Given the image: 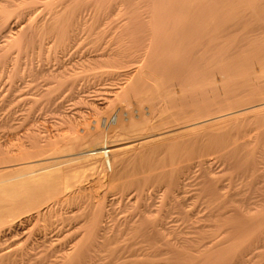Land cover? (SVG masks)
Returning a JSON list of instances; mask_svg holds the SVG:
<instances>
[{"label":"bare ground","instance_id":"obj_1","mask_svg":"<svg viewBox=\"0 0 264 264\" xmlns=\"http://www.w3.org/2000/svg\"><path fill=\"white\" fill-rule=\"evenodd\" d=\"M47 1L43 3L47 4ZM56 1L58 3L59 0ZM64 1L63 3L66 2ZM76 1L78 0L75 2L69 0L68 4L72 2L73 5L77 3ZM137 1L121 0L117 4L115 3L116 5H114V1V6L109 8L110 11L108 9L104 11L105 15L108 11L110 13L108 16L113 15L115 11L117 14L115 12L114 15H118L121 11L123 16H119V18L126 17L128 22L122 27L116 26L117 29L119 26L120 31L118 33L116 30L117 36L113 37L114 40L112 38L113 41L108 45L103 42L104 39L109 40L110 38L106 39L100 34L97 31L100 28L97 26L96 31L100 37L96 40L94 38L93 42H90L92 44L89 45L92 48L90 51L92 55L87 61L92 66V70L106 68L112 70L108 72L111 76H119L121 73H123L122 76H126L124 82L120 86L118 84L119 88L112 92L113 99L110 100V104L106 103L109 106L104 117L97 113L102 117L101 119L93 120L81 128L75 127L69 121L72 124L70 123L66 129L68 130L72 125L74 127L70 128L71 131L68 130L69 133L63 135L57 133L58 136L54 140L53 137L52 140L45 139L44 144L36 143L32 136L31 142L33 143L34 140L35 143L26 144L30 145L27 147L29 151H26V146V149L21 150L23 147L21 145L20 150L19 147L17 149L19 151L12 152L15 154L9 151L13 156H9L8 151L4 152L6 155L3 153L2 157H7L9 154L6 160L2 159L3 161L11 159L10 157H15V160L11 159V161L0 163V264H101V261L104 260L107 261L106 264H121L128 253L130 257L138 259L135 261L131 258L136 264H157L154 261L161 258L162 264H264V261L257 260L259 262H256L254 259L264 256V129L255 130L253 138L248 134V131L246 132L247 129L244 130V128L264 127V0H148L149 3H146L148 5L144 2L146 5L144 8H149H147L148 16L143 9L144 15H137V13L139 14L137 10L141 11V8L137 6L139 4ZM9 2L10 0H8V4L5 3L7 7H9ZM2 4L0 5L3 6L4 4ZM21 4L23 5V3ZM62 5H59V8ZM104 5L105 7L109 6ZM55 6L52 8L54 9ZM66 6L67 4H64L63 7ZM105 7L103 8L105 9ZM4 9L7 8L3 7ZM68 9L71 10L68 7L66 11ZM63 12H58L59 15H56L55 19L50 21L51 23L49 22L47 26L44 25L45 22L44 26L41 23L42 27H39L40 24L32 25V20L30 27L26 25L25 30H28L25 40L34 44L36 41L40 42L41 39L37 40L40 38L39 35H51L59 46L73 48L74 41L69 45L67 40L74 36L75 30L83 23L80 22V25H77L79 20L75 17L74 10H71L70 14ZM30 13L34 14L33 11ZM6 14L8 15V13ZM46 14L45 16L48 18ZM60 14L65 15L60 16ZM0 15H2L1 11ZM49 15L51 14L49 13ZM92 16L94 15L92 14ZM113 16L112 18H114ZM141 16H147L144 27H142L144 24ZM75 18L78 22H74ZM50 19L52 20V18ZM139 19L142 22L141 26ZM46 20L48 19L44 21ZM2 26L3 28L8 27L7 24H2ZM81 28L83 29V27ZM91 28L93 27H90V32ZM94 28L92 30L95 31ZM79 33L82 34V32ZM101 38H103V42L99 41ZM58 45L56 49L61 48H57ZM72 51H76V48ZM86 58L88 57L86 56ZM130 66H134L133 70L126 72L124 69ZM85 69L82 70L85 71ZM119 70H124L126 73L119 72ZM107 71L105 72L107 73ZM92 72L94 73V71ZM65 79L64 84L62 81H58L61 82V85L59 83L58 86L62 87L68 84L66 87H73L74 82H71L70 85L68 78ZM76 86L75 88L78 89ZM68 88L65 90L70 91L71 89ZM93 98L91 99L93 100ZM99 99L101 100V97ZM160 100H166L164 106L159 105V103L161 104ZM96 104L95 106H97ZM103 106L107 107V105ZM169 110H171L169 115L164 116ZM93 115L95 114L93 113ZM96 118L98 117L96 116ZM239 131H245L252 139L245 140V137L241 136L244 132L241 134V132L238 133ZM235 134L239 137L235 140L239 142L241 137L242 139L244 137V140H241L240 143L235 142L234 138L237 137ZM233 135L235 136L233 137ZM208 149V153H211L210 149H212L216 151L215 155L217 152L219 153L221 159L231 161L228 166L230 165L235 171L230 169V166L227 167L234 173L240 172L239 177L236 178L242 177L241 179H243L244 175L240 177L241 173L251 175H248L252 177L251 183L249 186L245 185V188L248 187L246 190H249H242V192L250 191L253 197L246 192H243L244 197H246V193L251 198L243 197L238 200L236 195L235 197L234 195L230 196L231 192H228L229 195H227V190L224 192V186L208 173L211 172L208 171L211 165L207 157L211 154L201 155L205 159L197 156L203 160H196L195 163L193 161L190 168L199 169L200 172H198L202 174L200 176L202 178L201 187L198 192L200 191L199 193L206 200L208 207V211L203 216L195 217L194 210L192 211L194 214L189 212L192 207L185 206L184 203H182L184 206H179L180 203L178 206H164L163 203V206H159L154 212L152 210L155 206H142L143 209L139 207L142 209L138 211L140 214L137 213L140 217L134 215L135 219L138 217V221H134L127 228L135 240L129 234V240L128 238L124 239L126 241L122 240L123 242L128 241L129 244L124 243L127 245L123 244L124 247H118L115 245L117 231L109 235L110 223L107 224L108 222L106 223L104 220L105 206H97L98 203L95 206H68V209L70 207H73L72 209L84 208L83 211L82 209L76 210L77 212L81 211V214L69 210L71 217L69 214H65V221L59 215L63 219L61 223L68 222L67 217H70L69 221L72 220L74 223L75 219H82V222L87 223L86 231L80 234V239L76 237L67 242L66 239L70 238V234L63 230L61 235L67 234V236H63L67 243L60 246L61 248L56 246L57 243L55 244L57 248L53 246V241L58 238L51 241L48 236H52L53 233L49 235V231L52 230L48 228L52 229L57 225L49 227L50 223L54 224L56 221L51 218L58 215L56 210L60 206H50V201L55 200L56 202L58 199L60 201L62 196L63 203L76 204L79 199L85 197L81 194L84 191L80 185L90 178L89 182L91 181L92 183H90L93 184L92 189L106 188L108 191L117 189L122 191L121 197L122 193L124 194L123 190L134 188L143 192V188H150L148 186L163 185L167 188L165 190L168 193L172 192L170 198L173 196V192H177L176 200L180 194H183L179 192L186 190L183 187L190 184L186 182L187 178H182L185 177L184 173L188 172L184 170H188V165L181 167L182 171L177 169V171H181L179 174L174 168L175 174L170 170L156 172L159 168L158 162L162 158L160 156L167 153L172 157L171 153L176 151H185V155H187L186 152L190 154V151L196 154L204 150L208 151ZM180 153L179 156L182 155ZM15 155L26 157L22 156L23 158L20 157L22 159L18 158V160ZM191 157L195 156L191 155ZM186 161L182 163L184 164ZM207 164L209 166L205 170L206 168L203 167ZM227 171L231 173V171ZM237 175L236 173L235 176ZM192 176L194 175L192 174ZM226 176L224 175V177ZM229 181L231 180L229 179ZM241 184H239L240 187ZM86 189L84 190L86 191ZM194 193L196 191L192 194ZM184 196L183 198H186ZM163 197L165 200L166 197ZM137 200L139 202V199ZM62 201L60 202L62 203ZM156 205L158 206L157 203ZM195 206L193 205V208ZM242 206H253L254 208L252 210L254 215L252 211L250 213L253 218H251V226L247 225L248 228L246 225L242 226V222L248 221V217L243 215L246 207ZM133 207L137 211L138 207ZM188 208L189 210H187ZM176 213H178V217L182 216L179 218L180 221L184 219L188 223L185 231L182 230L183 232H176L174 230L176 226L172 228L170 225L175 221ZM173 214L174 217H172ZM242 215L244 221L241 220ZM59 222L57 223L59 224ZM182 223L184 221H181ZM79 229L80 226L78 231ZM56 232H59V229ZM68 233L70 232L68 231ZM119 235L121 234L119 233ZM131 239L134 242L130 244ZM59 241L64 242L62 239ZM133 260L130 263H133Z\"/></svg>","mask_w":264,"mask_h":264},{"label":"rangeland","instance_id":"obj_2","mask_svg":"<svg viewBox=\"0 0 264 264\" xmlns=\"http://www.w3.org/2000/svg\"><path fill=\"white\" fill-rule=\"evenodd\" d=\"M46 1L47 0H43V1H41V0H10L9 7H7V5H5V3L8 4L7 3L8 0H2V1L0 0V4H2V2L4 4V5L2 4L3 6L0 5L1 6L0 7V11H1V14H2V15H0V26H1L0 27V33H1L0 34L1 35L0 36V48L2 46H4V47H2L0 49V158H1L0 159V163L7 162L8 160L11 161V159L15 160V157H10L11 159H7V161H3L4 160L3 158H5V160H6V158L8 157L9 154H10L9 156H13L12 154H15V153H12V152L19 151L22 146L23 147L21 148V150H23L25 148V146H26V148L27 147H30V145H26V144H29L32 141V138L33 137H34L33 139H35V142L36 143H43L44 144V142L46 140H48L49 138H50L49 140H52V137H53V140H54V138H56L58 136V134L63 135L64 133H69V131H71L70 128H74L73 125L75 127L81 128L83 126H87L86 124L87 123L90 124L89 122H93V120L95 121V120L101 119L102 117H104V115L106 113V109L109 106L106 103L109 102V104H110V100L113 99V93L112 92L116 91L119 88L120 84H122V82H124V80L126 79L125 78L126 77L125 75H123L124 77L121 75L123 73H121L119 76L118 75L117 76L116 75L111 76V74L108 73V72L112 71L111 69H106L105 68V69L92 70V66L89 65L90 63L88 64V61H87L90 58L89 56L92 55V52L90 53V51H92L91 50L92 48L89 46L92 43H90V42L91 41L93 42L94 38H95V40H96V38L99 39V37H100V36H98L99 33L102 34L104 37H106V39L110 38L109 40H105L104 39V42H103V38H101L99 40L100 42L102 41L103 43H106L108 45L117 36L116 34L119 33L118 31H120L119 26H118V29L116 28V26L117 25H120L122 27L123 25H125L126 22H128V20L126 19V17H124L126 20H123L124 18H119V16H123L122 15L123 12L121 14V11L120 12L118 11L119 12L118 15H116L117 12L115 11L116 14L114 15V13H115L114 12L113 13L114 16L112 14L108 16V14H110L109 13V11H110L109 8H110V6L112 7L113 2L115 1L114 2V5H116L117 2H119L121 0H118V1H116V0H111V1L110 0L109 1H107V0H99V3H98V0H97V2H96V0H78V1H76L77 3H74L73 5H72V2H71V4H68L69 3L68 2L69 0H65L66 2L64 0H61V2H60V0H59L58 3H57L56 0H51V1L48 0L47 1V4L46 3H43V2H46ZM63 1L65 3H63ZM70 1H73V0H70ZM85 1H88V2L86 3ZM16 2H17V4H16ZM24 2H26V3L24 4ZM74 2H75V0H74ZM144 2H145V4L147 2L149 3L148 0H146V1L145 0H138L137 3H139V4H137V6L139 8H141V11L143 9L145 11L144 13H146V15L148 16L149 14H147V13H149V12L147 10L149 8L148 7H145L144 8V6H146L148 4L144 5ZM21 3H23V5ZM52 4H53V6L56 5L54 7V9L52 8L53 7ZM58 4L59 5L63 4V5L61 6V8H59V5ZM64 4L65 5L67 4V6L71 10H74L75 17H77V19L79 20V22H78V20L75 18L74 19V22L75 21L78 22L77 25H80L79 24L80 22H81V24L83 23L82 26L81 25L79 26V28L76 26L78 29L75 27L79 32H82L83 35L80 34L77 30H75L76 32L73 30L75 32V33H73L74 36L73 37L72 36L69 37V39L67 40V43L69 45H70V43L72 41H74L75 44H73V48H71V47H67L66 48V47L59 46L57 44V42H55V38L53 36H51V35L50 36L49 35H45V36L39 35L40 38L37 37L38 38L37 40L39 41V39H41L40 42L37 43V41H36V43H34V44H31V43H29V42H27L25 40V34H26V31L28 30V29L25 30L26 29V25H29V27H30L31 21L33 20V22H32L33 24L32 25L35 24V26H38L40 24L39 27H42L44 25L47 26V24L50 21H53V19H55L56 15L57 16L59 15L58 12H63L64 11V9L67 7L66 6L64 8L63 7ZM104 4H106V6H108V5L109 6L108 7H105ZM140 4H142V5H140ZM70 6H73V7H70ZM92 6H93V8H92ZM3 7L7 8V9H4L3 10ZM10 7H12V8H10ZM15 7L16 8L19 7V8L16 9ZM103 7H105L106 10ZM8 8H10L11 10L8 9ZM26 8L27 9L29 8V9L27 10ZM57 8H59L60 10L57 9ZM99 8H101V9L99 10ZM66 9H65V12L67 14H70V11L71 10L68 9L66 11ZM77 9H79V10H77ZM95 9H97V10H95ZM107 9L109 11L107 12V15H105L106 13L104 11H107ZM34 10H37V11H34ZM139 10H137V12H139V14L137 13V15H140V14L141 15H144L143 11L141 12ZM3 11H4V13H3ZM31 11H33L34 14L30 13ZM54 11H55V13H54ZM97 11H99V12H97ZM21 12L22 13L24 12V13L22 14ZM48 12L51 15H49ZM51 12H53L54 14L51 13ZM65 12H63V13H65ZM6 13H8V15ZM36 13H38V14H36ZM86 13H87V15H86ZM45 14L47 15L48 18H46ZM88 14H91V15H88ZM92 14L94 16H92ZM6 15H7V17H6ZM34 15H36L35 16V19H34ZM53 15H55V16H53ZM62 15H65V14H62ZM62 15L60 14V16H62ZM83 15L85 17H81ZM51 16H53V17H51ZM110 16H111V18H110ZM112 16L114 18H112ZM147 16H144V17L141 16L142 17L141 20L143 21V24H144L142 27H144L145 24H146L144 22L147 20L146 19ZM29 17L30 18L32 17V19H30ZM49 17L52 18V20ZM44 18L45 19H48L49 21L48 20L44 21L45 20ZM143 18H145V19H143ZM1 19H2L3 22L1 21ZM118 19L119 20L121 19V21H119ZM141 20L139 19L140 26L142 25ZM112 21H114V22H112ZM116 21H119V22L117 23ZM139 21L137 20V23ZM44 22H45V24H44ZM103 22H105L106 24L103 23ZM41 23H42V26H41ZM2 24H7L8 27L3 28ZM95 24H97V25H95ZM109 24H111V26L112 25L113 26L111 27V26H109ZM94 25H95V28H94ZM97 26L100 28V29H97V31L99 33L96 31V27ZM81 27H83V29ZM90 27H93L96 32L94 30H92L93 28H91V32H90ZM110 27H111V29H109ZM86 28H87V30H86ZM111 30H113V31H111ZM116 30H117L118 33H116ZM5 31H6V33H4ZM22 33H23V35H22ZM8 34H9V36H8ZM88 35H91V36L89 37ZM46 37H48V38H46ZM112 38H113V40H112ZM44 39H46L47 41L44 40ZM51 39H53V40H51ZM3 40H4V42H3ZM36 45H38V46H36ZM57 45H58L57 48H60V47L61 48L60 49H56V46ZM70 48L72 50H74L76 48V51H72ZM77 48H78V50H77ZM64 51H65V53H64ZM68 53L69 54L71 53V54L69 55ZM54 54H55V56H54ZM67 55H68V57H67ZM85 55L88 58H86ZM133 67L134 66H130V67L125 68L124 70L126 72H129V71L133 70ZM82 69L83 70L85 69V71H83ZM94 69H96V68H94ZM124 70L123 71L119 70V72L121 71V72H124V74H125L126 72ZM92 71H94L95 74ZM105 71H107V73L109 75ZM54 75L55 76L58 75L57 78L59 77V80H57V78H55ZM61 75H63V76H61ZM67 75H68V77H67ZM49 77H50V79H49ZM65 78H68V80H69L70 83L68 82V80H67V82L70 85H71V82H74L72 84L73 87L70 86V85H69L70 88L66 87V86H68V84L63 85V86H65V87L62 86L63 88L61 86H58L59 83L61 85V82H58V81H62V84H64L66 82V79ZM99 78H100V80H99ZM119 79H121L122 81L119 80ZM118 84H119V86H118ZM75 85H77L76 87L78 89L79 88L80 89L79 90L76 89L75 88ZM71 87L73 88V90L71 89ZM67 88L68 89H71V90L70 91H68V90L66 91L65 89H67ZM84 89H85V91H84ZM89 89H90V91H89ZM90 94L91 95H95V96L97 95V96L96 97L95 96H91ZM103 94H105V95H103ZM107 94H109V95H107ZM90 97L91 98L95 97V98H93V100H92ZM100 97H101V100L102 101L99 99ZM102 97H103V99H102ZM96 100H97V102H96ZM162 101H164V100H162ZM162 101L161 100L159 101V102H161V104L159 103V105H161V106L163 105L164 106L165 103H166V100L163 102L164 104L162 103ZM94 102H96L97 104L96 103L95 104L97 106H99V107L95 106V104H91V103H94ZM98 103L103 104V105H107V107L104 108L103 105H99ZM217 111H219V110H217ZM101 112L104 113V114H102ZM169 112H171V110H169L168 113H166L164 116H166L167 114L169 115ZM88 113H89V115H88ZM93 113L95 115H93ZM97 113H99L100 115H102V117L99 114H97ZM96 116L98 118H96ZM69 121H71L73 123V125L70 126V128L68 129L69 131H68L66 128H68L69 127V124L71 123V122L69 123ZM258 128L260 130L261 129H264V127H261L260 128L258 126V127H252V128H244V130L247 129L246 132L248 131V134L250 136H252L257 131ZM240 132H241V134L243 132L245 133V135H244V133H243V135H241V136H244L245 137V140H247V139L250 140V139L253 138V136H252V138L250 136H248V134L245 131H243V132L242 131H239L238 133H240ZM237 134H235L237 136L236 138H234V141L235 142H238V140H235V139H238L239 138L238 135H240V134H238V135ZM235 135H233V137ZM244 137H243V139L241 137V139H240V141L238 143L242 142L244 140ZM35 142L33 140V143H35ZM33 143L31 142L30 144H33ZM18 147H19V150H17ZM7 151L8 152L11 151L12 154L9 152V154H7V157H5V156L2 157L3 153L4 152L6 153ZM26 151H29V149L27 148ZM206 151L207 150L201 151V152L207 153L206 155L203 154V153H201V152L196 153L197 154L196 155V154L192 153L191 151L189 152L190 154H188V152H186L187 155H185V151H179V152L176 151L174 153H171V155L173 154L172 155L173 159H171L172 157H170V155L168 156L167 153L163 154L164 156L163 155L160 156V157H162V158H160V160L158 162V165H159V168L160 169L158 168V170L156 172H158V171H160V172L161 171L162 172H167L168 170H170V172H172V173L175 174L176 171H177V169H179V170L182 171L183 168H181V167H186L188 165L187 166L188 170L184 169L185 172L186 171H188V172L184 173L183 176H185V177H182V178L183 179L187 178L186 182H188V184L189 183L190 184L187 185V186L185 185L183 187L184 189H186V190H182L184 192H182V191L179 192V193H183L182 194L183 196L186 195V196H184L186 198H183V196L180 194L179 195L180 197L179 198H176V200H175V197H176L177 192L176 193L173 192L174 194L170 198V195H172V192L168 193L166 191L167 188L165 186H163V185H154V187H153V185L148 186L150 188H148V189H147V187L146 188H143V192H141L142 190L141 191L140 190H135L134 188H132L131 190L130 189L123 190L124 194L122 193V197H121V192L122 191L120 192V190H117V189H116V191L115 190L114 191L113 190L108 191L106 188L105 189H103V188H101V189H95V188L92 189L91 187H92L93 184H91L92 183L91 181H90L91 183L89 182V180H91V178H90V179L87 180V182L86 181H83L85 185L83 183L80 185L81 188H82V190L84 191V192H81V194L82 195H85V197L79 199L78 200L79 202L77 201L76 204H74V205H72V204L67 205V203H63V201H62L63 200L62 199L63 197L62 196L60 197V201H62V203L59 201V199L56 200V202H55V200L50 201V204H51V205L49 204L50 206H60L59 208L57 207V210H56L58 215H56V216L54 215L51 218L52 220L56 219V221L55 220H54L55 222L52 221V222H54V224L53 223H50V226L49 227H53V225H56V224L57 225L54 226V228H52V229L51 228H48V229L52 230L51 232L49 231L48 234L50 235V234L53 233L52 236H48L49 239L52 241L54 238H58V239H56V240L53 241L54 243L52 242L54 244L53 246L55 247V244L57 243L56 244L57 247H60V246L62 247L65 243H67L68 241H71L72 239H75L76 237L78 239H80L81 238L80 234L85 233L84 231H86L85 226H86L87 223L85 224V221L82 222V219H75V223L72 220H71L72 222L69 221V219L71 217L70 216L71 215V212L73 210L76 211L77 209H79V210L82 209V211H83V208L84 207L77 208V209H72L73 207L72 208L70 207V209H68L69 208L68 206H95L96 203H98L97 206H105V208H104V216H105L104 217V220H105L106 223L108 222L107 224L110 223V225H109L110 234L109 235H112L113 232H116L117 231V237L115 238V239H117V243L115 245L118 246V247H124V245H125L124 243L129 244L128 241L127 242H123L122 240H124V239L127 240V238L131 235L128 232L129 230L127 231V228L132 223H134V221L135 222L138 221V217H140V215H138V214H140L138 211H141L143 209L142 206H155L156 208L155 207H154V209H153V207L151 208V210L153 209L152 211L154 212L155 210L158 209L159 206H163V203L165 204L164 206H174V205L175 206H178L179 203H180L179 206H182L183 205L182 203H184L185 206H189V207L191 206L192 207L191 208L192 210H190L189 212H191L192 214H194L192 212L194 210L195 213H196V215L194 214L195 217H198V215H199V217L203 216L208 211L207 210L208 207H207V204H206V200L201 197V193H199L200 191L198 192V190L201 187L200 186V183H201L202 178H200V176H202V174L199 173L200 172L199 169L190 168V166H191V164H192L193 161H194L193 163H195V162H197L196 160H198V161L201 160V159L203 160V158H201V157L207 156L208 154H211V155H209L207 157L210 160V161L209 160L208 161H209V164L211 166H209V164H207L203 168L204 169L206 168L205 170H207V167L209 166L210 170L208 168V171H211V172H208L209 175H211L212 177L214 176L216 178V180L220 184H222L224 186V192H226V190H227V192H226L227 195H229L228 192L229 193L231 192L230 193V196H233L234 195V197H235V195H236L237 196L236 198L238 200L241 199V198H243L244 197V193L243 192H246V191L249 190V189L246 190V188H248V187L245 188V185L249 186V183H251V179H252V177H250L251 175L248 174V173L247 174L246 173H241L240 174V177H241V175L242 176L244 175L243 176V179H241L242 177L241 178H236V177H239V173L240 172L237 171V172L234 173L233 171H235V169L234 168L232 169V167L230 165H229L231 167L230 169H232L233 171L228 168L229 167L228 166V163H231V161H227V160L221 159L219 157V153L217 152V154L215 155L214 152H216V151H213L212 149H210V151H212L211 153H208L209 152V149H208L207 152ZM5 153H4V155H6ZM179 153L182 154V155L179 156ZM191 155L192 156H195V157H191ZM201 155H204V156H201ZM22 156L23 155H21L20 157H22ZM197 156H201V157H197ZM216 156H217V158H216ZM20 157H17L16 156L17 159L18 158L19 159H22L24 156L22 158H20ZM197 158H200V159H197ZM204 159H205V157H204ZM189 160H190V162H189ZM168 161H170V162H168ZM177 161H179V162H177ZM183 161H186V163L184 162V164H186L185 166H183L184 165L182 163ZM213 161H214V163H213ZM163 163H164V165H163ZM180 163H182L183 165L180 164ZM173 168L176 169V171H174ZM171 169H173V170H171ZM179 170L177 171V174H179L181 172ZM217 170H218V172H217ZM227 170L231 171V173L233 172L232 174H235L236 175V173H237L238 175L237 176L232 175ZM185 174H187V175H185ZM192 174L194 176H192ZM224 175H227V176L224 177ZM245 175H247V176H245ZM248 175H250V176H248ZM221 178H223V179H221ZM225 178H226V180H225ZM232 178L233 179L236 178V179L233 180ZM229 179L231 181H229ZM245 179H246V181H245ZM247 179H248V182H247ZM193 181H194V183L192 184ZM236 182H237V184H236ZM197 183H199V184H197ZM239 184H241V187L239 186ZM196 185H197V187H195ZM233 186H234V188H233ZM187 187H189L190 189L187 188ZM83 188L84 189L87 188L88 190L86 189V191H85ZM195 188H196V190H195ZM105 190H107V191H105ZM162 190H163V192H162ZM190 190H191V192H190ZM234 190H237L239 192H236ZM242 190H246V191H243L242 192ZM136 191H139L141 193H137ZM165 191H166V193H165ZM195 191H196V193L192 194ZM235 192L238 193V194H236ZM246 193H248L249 195H251V192L250 191L249 192H246ZM246 193H245V196L246 197H250V196H247L248 194L246 195ZM107 194H109V195H107ZM116 195L117 196L119 195V196L117 197ZM140 195H141V197H140ZM163 196H165L167 199L168 198L169 199L167 200L165 198V200H164L163 199L164 198ZM123 197H125V198H123ZM246 197H244V198H246ZM251 197H253V196L251 195ZM136 198L139 199V202H138V200ZM236 198H234V199H236ZM96 199H98V200L100 199V200L99 201L98 200L96 201ZM171 199L175 200L176 203H175V201H173ZM82 200H84V201H82ZM184 200H185V202H184ZM136 202H138L139 204L138 203H137L138 205L135 204ZM60 203H61V205H60ZM147 203H148V205H146ZM156 203L158 204V206L156 205ZM52 204H54V205H52ZM193 205L194 206L196 205L197 208H195L196 206L193 208ZM133 206L138 207V208H136L137 211H135V208ZM139 207H141L142 209L139 208ZM242 207L243 208L246 207V208H244L245 209V212L248 209L247 210L248 213L246 212L247 215L244 214L245 212L243 213V215H245V216L248 217V221L249 222L246 220L248 224L246 223V224L243 225V223H245L246 221H244L245 219L242 220L244 218L243 215L241 217V220L244 221V222H242V226L245 227V225H246V228H248L249 225L251 226V222H252L251 218H253V215H254L253 214L254 212L252 210H254V208H253V206L252 207L251 206L250 207H248V206H242ZM69 210H71V212ZM129 210H131V211H129ZM187 210H189V208ZM251 211H252V214L253 215L250 214ZM80 212L81 211H79V212L76 211L77 214H79ZM175 212H176V210H175ZM65 214H69L70 217H67L68 219H66V220H68V222H71V223H68L67 221H66V223L65 222L63 224L61 223V222H63V219L65 221V218H64L65 217ZM59 215H61L63 217V219ZM134 215L138 216V217H136L137 219H135V216ZM175 215H177V217H175V218L176 219L178 218V219L176 220L174 218L175 221L172 219L174 222H173V224L171 223L170 225L172 226V228H174L176 226L174 228V230H176V232H183L182 230L185 231V229L188 226V223L185 222L184 219H181V221H184V223H185V224L184 223L181 224V221L179 220V218L180 217L182 218V216L179 215V217H178V213H176ZM175 215L173 214L172 217H174ZM109 219H111L112 221H110ZM76 220H78V221H76ZM57 222H59V224ZM179 222H180V224H179ZM174 223H175V225H174ZM69 225L70 226L72 225V227H70ZM78 225L80 226L79 231H78V228H79ZM182 225H183V227H182ZM184 225H185V228H184ZM57 226H58L59 232H56L58 230L57 229ZM59 226H61V227H59ZM181 228H184V229H181ZM63 230H65L64 232H67V234H70L69 235L70 238H67L66 239L67 242L65 241V238L63 237V236H67V234L66 233H63V236L61 235L62 234L61 232H63ZM68 231L70 233H68ZM71 231H76V232L72 233ZM77 231H78V234H77ZM119 231H121L122 233L119 232ZM119 233L121 235H119ZM130 237H132V235ZM134 238L135 237H132V239H134ZM59 239H62L64 242L61 243L60 242L61 240L59 241ZM129 239L130 238H128V240ZM132 239L130 240V244H131V242H134ZM118 240H119V243H118ZM126 240H124V241H126ZM58 242H60L62 245L60 243H58ZM57 247H55V248H57ZM104 254H102V255H104ZM129 255L130 254L128 253V256ZM128 256L127 257L126 256L124 257V262H122L121 264H133V263H135L136 260H138V259L135 260V257H130L129 256L130 257L129 258ZM131 258H133L135 261L133 259H131ZM262 258H264V256H262V257H256L254 259L256 260V262H259L257 260H261L263 262L264 259H262ZM126 259H128V261H126ZM132 260L134 262L133 263H130V262H132ZM157 261H161V262H157ZM154 262H156L157 264H162L163 260L161 258L160 260L157 259ZM256 262L254 261V263H256ZM106 263H107V261H105V260L104 261H101V264H106ZM257 264H260V263H257Z\"/></svg>","mask_w":264,"mask_h":264}]
</instances>
